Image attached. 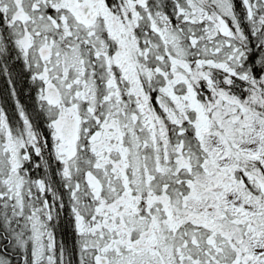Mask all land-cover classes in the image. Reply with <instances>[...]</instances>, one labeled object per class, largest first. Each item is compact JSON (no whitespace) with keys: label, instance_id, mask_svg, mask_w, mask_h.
I'll return each instance as SVG.
<instances>
[{"label":"snow or ice","instance_id":"obj_1","mask_svg":"<svg viewBox=\"0 0 264 264\" xmlns=\"http://www.w3.org/2000/svg\"><path fill=\"white\" fill-rule=\"evenodd\" d=\"M0 264H264V0H0Z\"/></svg>","mask_w":264,"mask_h":264}]
</instances>
